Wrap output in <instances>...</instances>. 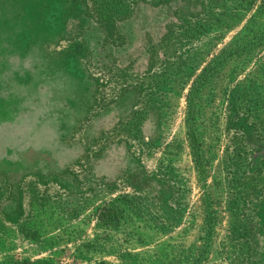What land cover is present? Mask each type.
Instances as JSON below:
<instances>
[{
	"label": "rangeland",
	"instance_id": "374dc122",
	"mask_svg": "<svg viewBox=\"0 0 264 264\" xmlns=\"http://www.w3.org/2000/svg\"><path fill=\"white\" fill-rule=\"evenodd\" d=\"M134 1L0 0V264H264V0Z\"/></svg>",
	"mask_w": 264,
	"mask_h": 264
},
{
	"label": "trees",
	"instance_id": "16d2710c",
	"mask_svg": "<svg viewBox=\"0 0 264 264\" xmlns=\"http://www.w3.org/2000/svg\"><path fill=\"white\" fill-rule=\"evenodd\" d=\"M171 0H135V2H143V3H167ZM94 6L93 11L96 14H105L109 15V13L113 11H119L125 13L128 11V6L126 4V0H93ZM111 212V210H109Z\"/></svg>",
	"mask_w": 264,
	"mask_h": 264
}]
</instances>
